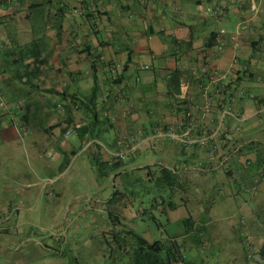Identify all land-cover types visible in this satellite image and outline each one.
Here are the masks:
<instances>
[{
	"label": "crops",
	"instance_id": "obj_1",
	"mask_svg": "<svg viewBox=\"0 0 264 264\" xmlns=\"http://www.w3.org/2000/svg\"><path fill=\"white\" fill-rule=\"evenodd\" d=\"M244 20L253 32L235 47ZM94 85L95 119L81 103ZM0 86V243H43L72 207L109 202L99 179L115 185L131 164L176 173L164 213H188L213 242L201 251L191 232L174 236L190 243L191 264H248L250 249L264 251V0L258 13L250 0H0Z\"/></svg>",
	"mask_w": 264,
	"mask_h": 264
},
{
	"label": "rangeland",
	"instance_id": "obj_2",
	"mask_svg": "<svg viewBox=\"0 0 264 264\" xmlns=\"http://www.w3.org/2000/svg\"><path fill=\"white\" fill-rule=\"evenodd\" d=\"M152 154L151 152L150 155ZM231 164L235 165L236 175L244 174L242 163ZM257 166L258 164H253L252 171ZM94 168L97 169L96 164ZM127 170L115 185L108 177L99 179L106 182L113 192L116 188L125 192L123 196L117 194L113 201L99 203L93 210L82 209L78 216L73 214L78 210L72 207L69 212L66 211L65 218L58 225H53L55 235L48 239L39 237L43 242L41 244L33 238L24 239L17 245L9 241L1 242L3 251H0V264H132V254L138 243L128 230L133 229L151 242L167 240L184 233L187 229L185 220L189 214L174 218L159 210L155 204L158 196L171 195L170 188L160 185L157 179L146 177L141 169L133 168L131 164ZM84 194L82 193L83 198ZM89 194L92 193L88 192ZM184 211L186 210H179L180 213H185ZM117 216L121 218L117 219ZM192 235L187 239L194 244ZM38 236L32 234L34 238ZM194 239L197 240L195 249L203 251L204 248L210 250L213 247L209 235L202 231ZM120 241L123 248L120 247ZM190 243H185V246H191ZM188 248L184 250L186 259L193 261L194 257Z\"/></svg>",
	"mask_w": 264,
	"mask_h": 264
},
{
	"label": "trees",
	"instance_id": "obj_3",
	"mask_svg": "<svg viewBox=\"0 0 264 264\" xmlns=\"http://www.w3.org/2000/svg\"><path fill=\"white\" fill-rule=\"evenodd\" d=\"M213 42L210 44H214L215 42V35L212 38ZM97 85H94L91 95L88 98H81V103L84 104L86 107H89V104L91 101L93 102V107L90 108V115L93 119L97 117V110H96V100H97ZM103 162H99L97 165V171L99 174H107V172L104 171V165L101 166ZM119 161L113 162L110 167L112 169H115L119 167ZM146 170H148V173L146 174L147 177L151 178V180H159L160 185H166L170 188V194L174 187L178 184V177L173 169L160 166V169L158 171L159 177L156 178L153 174H155L154 171H152L151 166H146ZM156 171V170H155ZM155 177V178H154ZM125 192L118 190L117 188L113 192V197L110 199V201H113L116 198L117 194H120L121 196L124 195ZM172 194L169 196H163L160 195L158 198H155V204L160 203L161 206H163V212L166 207L173 208V201H172ZM117 219L121 218V216H117ZM187 224V229L184 231V233H192L194 235V238L197 234L201 232V227L195 226V221L191 216L186 218L185 220ZM199 233H195V232ZM127 232L133 233V235L136 237L135 240H137V246H135V249L132 254V264H191V262H188L185 259V240H178L177 238L170 237L167 240H155V241H149L148 239L144 238L143 236L137 234L134 232L133 229L128 230ZM192 235V236H193ZM194 244L197 243V240L194 239ZM188 240V239H187ZM120 247L123 248L121 241ZM130 252V251H129Z\"/></svg>",
	"mask_w": 264,
	"mask_h": 264
},
{
	"label": "built area",
	"instance_id": "obj_4",
	"mask_svg": "<svg viewBox=\"0 0 264 264\" xmlns=\"http://www.w3.org/2000/svg\"><path fill=\"white\" fill-rule=\"evenodd\" d=\"M250 8L252 10V12L254 13H258L259 12V0H250ZM206 12H210V13H214V14H218L221 11V7H217V8H212L210 6H206L205 8ZM244 31H249V32H253V28L249 25V22L247 20L241 21L239 23V25L237 26L235 32L233 33V38H234V46L235 47H239L240 46V36L242 34V32ZM226 33L225 29H221L217 35L215 36V42H214V48L216 50H222L225 46V42L223 40V35ZM211 72L213 74H218L217 79H222L225 76H222V74L218 73L217 70H212ZM1 87V86H0ZM236 118H238V115H236ZM74 133V130L72 128H69L65 131V137H69ZM188 130L186 132V134H188ZM160 137H170V138H176L179 139L182 142H188L190 143L191 141L189 139H187L185 136L179 135L178 132H176V130H165V131H161L160 134L157 135V138ZM125 158V154H116L115 159L116 160H120V159H124ZM247 258H248V264H264V251L262 249H255L252 248L250 249V251L247 254Z\"/></svg>",
	"mask_w": 264,
	"mask_h": 264
}]
</instances>
